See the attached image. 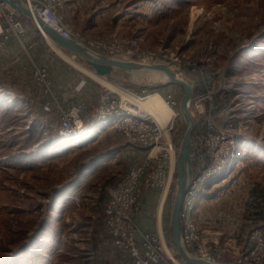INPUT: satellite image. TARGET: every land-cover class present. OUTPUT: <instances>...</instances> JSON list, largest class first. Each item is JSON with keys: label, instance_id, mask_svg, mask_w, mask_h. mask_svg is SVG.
I'll return each instance as SVG.
<instances>
[{"label": "rangeland", "instance_id": "374dc122", "mask_svg": "<svg viewBox=\"0 0 264 264\" xmlns=\"http://www.w3.org/2000/svg\"><path fill=\"white\" fill-rule=\"evenodd\" d=\"M108 2L111 21L104 27L79 29L68 24L85 39H137L146 52L178 55L185 62L179 72L192 83L193 95L208 92L211 96L205 107L209 102L216 126L237 133L230 166L209 179L203 192L205 207H199V212L206 228L239 241L237 235L246 237L252 227L264 224V0ZM118 13L123 19L120 27H113ZM24 29L21 43L12 39L7 52L0 54V264H126L125 255L106 244L103 218L108 188L120 180L134 157L119 152L126 145H120L125 143L122 134L113 128L99 126L75 146L73 139L56 135L54 115L40 108L49 96L46 82L63 101V91L53 90L48 75L52 59L62 58L27 16ZM244 40L249 43L244 45ZM73 59H69L73 64L91 69L83 59ZM34 65L44 70L45 81L39 79ZM113 71L107 87L137 93L170 91L179 108L180 86H158L138 70ZM79 74L87 81L94 79L80 70ZM159 99L168 111L158 94L146 96L138 105L164 126L166 116L154 112ZM196 120L200 118L194 120L192 134L201 131ZM184 130V123L174 127L177 149ZM194 147L191 139L192 173ZM174 188L175 183L173 192ZM70 192L80 197L79 207L66 198ZM172 198L173 193L161 202L167 243H171ZM160 201L159 191L154 212ZM173 260L181 264L176 255ZM129 264H134L133 259Z\"/></svg>", "mask_w": 264, "mask_h": 264}, {"label": "built area", "instance_id": "2783aa9c", "mask_svg": "<svg viewBox=\"0 0 264 264\" xmlns=\"http://www.w3.org/2000/svg\"><path fill=\"white\" fill-rule=\"evenodd\" d=\"M22 1L35 16L61 37L77 41L96 53L148 65H176L178 73L185 64L178 55L166 54L165 50L155 53L142 50L137 39H119L113 42L85 39L66 22L61 13L63 0ZM24 18L6 0H0V54L7 52L6 48L12 39L21 43L20 36L25 30ZM34 26L48 43L35 23ZM187 64L192 65L191 62ZM34 67L39 79L45 81L44 70L36 65ZM45 86V92L49 96L42 102L40 109L46 115H54L55 133L59 138L78 140L97 126H102L116 129L122 134L126 145L141 149L144 153L115 185L108 188L103 223L110 247L129 256L134 264H174L175 255L171 243H167L162 231V213L157 211L153 231L141 230L136 219L141 211L140 199L144 190L158 189L160 196L164 194L163 204L173 193L178 149L172 133L175 126L184 123L175 96L170 91L160 94L157 91L141 90L137 93L128 88L118 91L103 86L96 112L93 117H89L84 114L85 103L78 99L79 87L62 93L63 102L53 93L49 82ZM152 94H158L167 105L169 117L164 126L138 105V101ZM210 98L208 92L198 93L192 96L190 104L193 120L200 118L196 123L201 131H196L191 136L195 145L191 154L194 170L183 192L179 209L182 244L190 255L212 262L264 264V224L248 231L247 242L243 247L230 238L216 242L215 236L223 233L206 227L200 228L198 223L205 186L209 179L228 170L237 136L233 130L216 126L211 118L210 103L205 107L206 100L209 101ZM231 109L234 111L235 107ZM66 198L75 207L81 205L80 197L74 192L68 193Z\"/></svg>", "mask_w": 264, "mask_h": 264}, {"label": "water", "instance_id": "95a60500", "mask_svg": "<svg viewBox=\"0 0 264 264\" xmlns=\"http://www.w3.org/2000/svg\"><path fill=\"white\" fill-rule=\"evenodd\" d=\"M6 1L10 6L18 10L22 15L32 19L37 28L44 34L52 50L63 60H65L67 63L74 66L78 70L80 69L75 66V63L73 64V62L69 60L70 57L67 55L68 53H70L74 57L77 56L83 59L85 63L91 68L89 69V71L100 78H107L114 69H122L128 71L129 73H132V71L136 69L145 67L153 70H162L167 75L166 82L161 83L158 86L174 84L180 86L183 89V95L179 101V111L184 117L185 130L179 143L175 161L176 180L169 216V225L172 243L174 246V255H176L180 259L181 264H230L226 262H212L194 257L184 249V246L182 244L179 209L183 192L185 191L188 181L190 180L192 175V166L190 159V141L191 134L194 128V120L190 114V103L193 96L192 83L188 80L187 82H184L183 80L178 79V77L170 72L169 69L164 65H142L133 61H125L104 54L96 53L77 41L61 37L51 27L45 24L39 17L35 16L25 6L22 0Z\"/></svg>", "mask_w": 264, "mask_h": 264}, {"label": "crops", "instance_id": "0c3cea01", "mask_svg": "<svg viewBox=\"0 0 264 264\" xmlns=\"http://www.w3.org/2000/svg\"><path fill=\"white\" fill-rule=\"evenodd\" d=\"M106 3L100 0H65L64 5L62 8V12L64 13V17L67 23H69L72 27L79 28V29H86V28H100L104 27L107 23H110L109 11V2L105 0ZM115 16V15H114ZM120 14L118 13V20L114 21L113 27H120L121 18ZM71 55L70 53H68ZM72 56V55H71ZM56 59H52V62L49 67V78L51 80V85L54 91L60 92H68L72 91L74 88L79 87L78 90V99L82 100L85 103L84 114L88 115L89 117H93L96 112L97 102L99 99L100 93V83L102 86L107 87V82H101L98 79L97 81L92 80H85L84 77H81L79 74V70L76 69L74 66L70 65L66 61H63L60 58L55 57ZM74 58V56H72ZM116 69H114L115 71ZM118 70V69H117ZM113 71V72H114ZM84 72V71H83ZM86 73V72H84ZM87 74V73H86ZM89 75V74H88ZM99 82V83H97ZM62 94V93H61ZM102 127V126H101ZM92 133L87 136L90 137ZM86 137V138H87ZM123 138V137H122ZM121 138L122 141H124ZM80 139L79 141H81ZM77 141H74V146L76 145ZM119 145V144H118ZM121 146H125L126 144H120ZM112 145L110 146V148ZM139 150V149H138ZM141 153L139 154L137 150H134L130 146L122 147L119 152H126L128 154L133 155L134 159L130 166L136 162H138L144 155L143 151L139 150ZM129 166V167H130ZM206 189V188H205ZM204 189V190H205ZM76 192V190H74ZM158 189H146L142 193L140 199V207L141 211L138 216V226L141 230L144 231H153L155 228V221L156 215L153 214L154 212V205L157 202L158 198ZM204 196V193L203 195ZM206 198L202 199V202H206ZM200 204L199 207L203 210L204 203ZM200 209V208H199ZM157 214V212H154ZM200 217H198V223L200 228L206 227L204 219H201V212L198 213ZM236 243L243 246L246 244L247 240L246 237H240L239 235ZM227 238L226 234H217L215 236L216 242H223Z\"/></svg>", "mask_w": 264, "mask_h": 264}, {"label": "bare ground", "instance_id": "6f19581e", "mask_svg": "<svg viewBox=\"0 0 264 264\" xmlns=\"http://www.w3.org/2000/svg\"><path fill=\"white\" fill-rule=\"evenodd\" d=\"M244 45H247L248 43H249V40H244L243 42H242ZM250 45V44H249ZM259 47V46H258ZM249 49V48H248ZM248 51H252L251 49L250 50H248ZM71 59H73L72 57H70ZM74 60V59H73ZM75 63V62H74ZM136 63H139V62H136ZM139 64H142V63H139ZM75 65H76V67H78L81 71H84V72H86L87 74H89V75H91V76H93L94 78H96V79H98L99 81H101V82H103L104 83V81H106L108 84H109V80H107V78H104V77H102V78H100V77H97V76H95L93 73H91L90 71H89V69H87V68H85V67H83L82 65H80V64H77V63H75ZM142 65H148V64H142ZM156 65H164V66H166L168 69H169V71L170 72H172L173 74H175L177 77H178V79H181V80H183L184 82H187V80L186 79H184V78H182L181 76V74L180 73H178L177 71H176V65H175V67H172V66H170V65H168L167 63H158V64H156ZM141 71V72H143V73H145V74H147L148 75V77L149 78H152L153 80H155V81H157V83H159V84H161V83H165L166 82V80H167V75L164 73V71H162V70H153V69H148V68H145V67H143V68H140V69H136V70H134V71ZM186 80V81H185ZM112 86L114 87V88H116V85H114V84H112ZM156 103H158L155 107H154V112H155V114L158 116V112L161 114V115H165L166 116V119L164 120L165 121V123L167 122V120H168V117H169V111H165V109L166 108H164V106H163V104L161 103V100L159 99V101H157ZM138 104H139V101H138ZM148 107V106H147ZM157 112V113H156ZM162 125V124H161ZM98 126H97V128L96 129H94V130H91V131H89L88 132V134L87 135H85V136H83V137H87V136H89L91 133H93V132H95L96 130H98ZM78 138V137H77ZM82 138V137H81ZM81 138H78V140H80ZM73 141H77V140H73ZM163 196H164V194L161 196V201H160V205H159V210H158V213L160 214L161 213V202H162V200H163Z\"/></svg>", "mask_w": 264, "mask_h": 264}, {"label": "trees", "instance_id": "16d2710c", "mask_svg": "<svg viewBox=\"0 0 264 264\" xmlns=\"http://www.w3.org/2000/svg\"><path fill=\"white\" fill-rule=\"evenodd\" d=\"M36 31L38 32V30L36 29ZM38 34H39V32H38ZM170 227V226H169ZM168 237H171V231H170V228H168ZM103 235V237L105 238V241H106V244H109V237H108V235L104 232V234H102ZM169 241H171V245H173V243H172V237H171V240L169 239ZM119 251H117V253H118ZM124 258H125V260H126V264H129L130 263V261H131V258L129 257V256H124Z\"/></svg>", "mask_w": 264, "mask_h": 264}]
</instances>
